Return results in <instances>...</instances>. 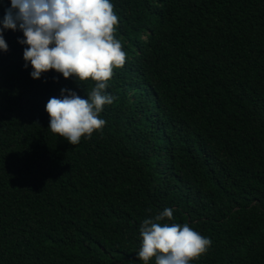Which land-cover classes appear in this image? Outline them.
Segmentation results:
<instances>
[{
	"label": "trees",
	"instance_id": "obj_1",
	"mask_svg": "<svg viewBox=\"0 0 264 264\" xmlns=\"http://www.w3.org/2000/svg\"><path fill=\"white\" fill-rule=\"evenodd\" d=\"M112 3L126 59L75 145L44 105L96 81L31 78L3 32L0 264H144L140 222L165 206L211 240L190 264H264V0Z\"/></svg>",
	"mask_w": 264,
	"mask_h": 264
},
{
	"label": "clouds",
	"instance_id": "obj_2",
	"mask_svg": "<svg viewBox=\"0 0 264 264\" xmlns=\"http://www.w3.org/2000/svg\"><path fill=\"white\" fill-rule=\"evenodd\" d=\"M117 19L112 0H10L0 18V51L8 47L3 32L19 29L23 38L17 39L27 45L22 58L25 67L31 65V78L52 69L64 78L96 81L86 97L61 87L60 95L44 105L47 128L72 145L105 124L98 114L113 100L106 82L126 59L121 40L113 35ZM172 217L173 209L165 206L141 220L135 255L144 264L150 258L154 264H190L211 244L187 223L164 222Z\"/></svg>",
	"mask_w": 264,
	"mask_h": 264
}]
</instances>
